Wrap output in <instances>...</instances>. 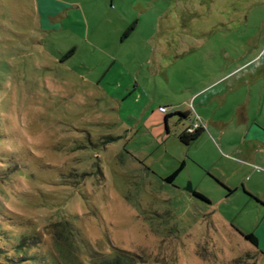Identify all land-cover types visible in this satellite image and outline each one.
I'll use <instances>...</instances> for the list:
<instances>
[{"label": "rangeland", "instance_id": "rangeland-1", "mask_svg": "<svg viewBox=\"0 0 264 264\" xmlns=\"http://www.w3.org/2000/svg\"><path fill=\"white\" fill-rule=\"evenodd\" d=\"M76 1L84 39L45 32L34 0H0V264H91L89 252L115 251L136 264H264V207L225 184L245 181L230 159L249 144L234 121L215 134L245 99L249 122L264 125V0ZM112 58L134 75L118 102L96 81ZM195 120L205 134L180 142ZM261 158L248 182L258 195Z\"/></svg>", "mask_w": 264, "mask_h": 264}, {"label": "crops", "instance_id": "crops-1", "mask_svg": "<svg viewBox=\"0 0 264 264\" xmlns=\"http://www.w3.org/2000/svg\"><path fill=\"white\" fill-rule=\"evenodd\" d=\"M105 1V0H104ZM114 1V2H113ZM59 5L62 7L59 8V10H54L48 3L45 2V0H34V9L36 18L45 21L47 19L49 21L50 26H48V29L45 30L48 32H62L65 35H75L81 38H85L87 36V32L89 29L87 26H85L84 23V11L81 9L80 4L76 0H58ZM105 3V2H104ZM116 4V0H108V7L112 8L113 5ZM107 8L105 10H107ZM109 12V11H108ZM102 15H105V13H101ZM43 28L39 27V30L44 32L43 29H45V26H42ZM130 26L125 29L122 34H119V40L120 42L124 40V38H127L134 27L131 26V29H129ZM75 45L72 44L71 48L68 50H64L63 52H59V59H67L75 52ZM71 50V52L68 54L67 52ZM113 59V58H112ZM110 60L108 64L101 70L99 73V76L97 77V85L100 87V90L110 96L111 99L115 100L116 102L120 101V99L123 97L124 91L126 89H129L131 87L130 84H132V77L133 72H130L126 70L123 65L118 60ZM125 76L126 79H129L127 82L122 81L123 76ZM134 76V75H133ZM103 82H100V79L102 78ZM112 77V79H111ZM248 78H243L242 83H247ZM216 81V80H215ZM213 83V82H211ZM209 83V84H211ZM135 84L140 85L137 81H135ZM110 87V88H109ZM139 92L138 94H142L143 90L141 86H138ZM231 89V88H230ZM135 89L132 88L131 91ZM130 92V91H129ZM136 91L133 92L131 97L134 101H137L139 99V95ZM221 96V95H220ZM248 99H245V102L243 100L237 102L234 105L235 111L232 112V115L229 120L225 121H216L215 123V134L217 137L221 140V137L223 133L226 131V129L229 127L228 123H232V121L235 122V129L237 131H240V141H242L244 144H249L248 147H246V151L241 153L240 149L236 148L235 155L231 154L232 157H235L236 159H230V161L238 162L242 168L246 171L247 175L244 179L242 178L245 174H240V177L238 178H232L230 177V180L228 179L225 184L230 188V190L237 189V187L241 186L242 188L246 189L247 192H249L251 195L257 197L260 201V206L264 207V195H258L257 190H255V184H252L255 182L254 177H256V173L252 171V165L258 164V159L260 157L261 160L264 159V125H260L261 129L257 126H255V120L253 122H249V116L247 115V107H248ZM160 107V106H159ZM182 111L186 115H188L187 110H177ZM166 113V111H164ZM167 115V114H165ZM235 117V119H234ZM194 119H197V117H194ZM193 122H197L196 120ZM192 122V123H193ZM198 127L200 128V134H205L203 132V128L200 124H198ZM188 128L190 126L183 127L179 133L181 132H190L188 131ZM178 133V134H179ZM198 137V136H197ZM232 141V140H231ZM230 140H228V143H231ZM239 154V155H238ZM240 160V161H239ZM264 175L263 173L258 172L257 175ZM259 177V176H258ZM248 182H252L251 184H248ZM191 187V183L187 182L183 188H186L187 185ZM192 188V187H191ZM258 201V202H259ZM258 226L260 224L261 230L264 233V209L261 215L258 217L257 220ZM256 241H259L260 235L256 234ZM258 247V244H257ZM261 248H264L261 247ZM260 249V248H258Z\"/></svg>", "mask_w": 264, "mask_h": 264}, {"label": "trees", "instance_id": "trees-1", "mask_svg": "<svg viewBox=\"0 0 264 264\" xmlns=\"http://www.w3.org/2000/svg\"><path fill=\"white\" fill-rule=\"evenodd\" d=\"M129 29H131V26L129 27ZM71 52V50H69L67 53L69 54ZM180 116L184 117L186 116L185 113H178ZM168 115H164L163 116V121L166 122ZM200 132V128L194 127L190 132H181L177 135V138L180 142L184 143V144H189L191 141H193L194 139L197 138L198 134ZM183 166V162H180L178 167L171 172L168 176L165 177V181L170 182L171 179L180 171V169ZM188 192H190L193 196L205 200L207 201V199L200 194L199 192L192 190V188L189 186V184L187 185V187L185 188ZM56 225H62L64 227V225H69V223L67 222V220L63 217L62 219H59V221H55ZM59 222V223H58ZM54 224V225H55ZM244 237L245 240H247L250 244H252L253 246L257 247V241H256V237L252 234V233H248V234H243L242 235ZM258 252L264 257V248H260L258 249ZM89 262L91 264H136V258L134 255L128 253V252H121V251H115L111 254H94L93 252H89ZM45 262V260L43 261ZM47 264V263H46ZM50 264H61L58 263L54 260H51Z\"/></svg>", "mask_w": 264, "mask_h": 264}, {"label": "snow or ice", "instance_id": "snow-or-ice-1", "mask_svg": "<svg viewBox=\"0 0 264 264\" xmlns=\"http://www.w3.org/2000/svg\"><path fill=\"white\" fill-rule=\"evenodd\" d=\"M54 10H59L61 5H59L58 0H45Z\"/></svg>", "mask_w": 264, "mask_h": 264}, {"label": "built area", "instance_id": "built-area-1", "mask_svg": "<svg viewBox=\"0 0 264 264\" xmlns=\"http://www.w3.org/2000/svg\"><path fill=\"white\" fill-rule=\"evenodd\" d=\"M158 109L162 112L165 111V109L163 107H158ZM198 126V123L197 122H193L192 123V126H190V128H188V131H191L194 127H197Z\"/></svg>", "mask_w": 264, "mask_h": 264}]
</instances>
